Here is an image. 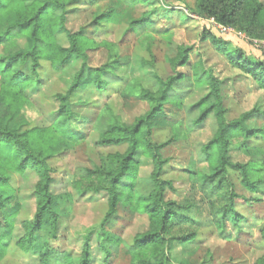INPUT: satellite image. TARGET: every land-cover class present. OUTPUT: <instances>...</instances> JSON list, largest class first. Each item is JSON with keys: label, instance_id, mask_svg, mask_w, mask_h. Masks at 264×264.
I'll list each match as a JSON object with an SVG mask.
<instances>
[{"label": "trees", "instance_id": "obj_1", "mask_svg": "<svg viewBox=\"0 0 264 264\" xmlns=\"http://www.w3.org/2000/svg\"><path fill=\"white\" fill-rule=\"evenodd\" d=\"M152 2L154 0H0V262L13 243L22 253L38 252L39 264H92L90 242L96 235L99 249L111 264L113 255L124 244L111 229L121 208L150 221L148 232L132 246L124 245L131 255V264H171L169 250L177 244L189 247L197 241L196 234L186 228L191 224L185 215L188 208L167 200L168 192H176L174 180L168 177L172 167L162 154L165 145H157L152 140L154 122L165 114V106L182 107L184 94L176 93L189 77L179 72L166 80L157 79L155 89L146 88L138 81L124 83L120 71L129 68L131 61L116 53V44L97 39L123 30V41L128 33L154 27L152 12L139 18L132 15L136 6H152ZM198 10L220 26L248 34H252L258 24L264 27V5L258 0H199ZM86 12L91 14L89 24L71 29L70 22ZM203 39L210 40L218 51L228 56L234 68L264 90V61L248 59L241 52L229 54L226 43L210 32L205 33ZM107 45L111 49L108 61L101 67H92L89 52ZM190 60L189 50L181 49L173 64L185 68L190 66ZM71 69L74 73L65 93L44 94L51 77L66 75ZM192 80L194 88L208 92L188 107L187 117L193 114L196 117L182 137L188 138L209 119L215 121L217 129L211 141L200 149L199 163L205 164L206 169H187L183 174L193 184V189H201L206 200L212 198L209 206L219 229L225 230L228 226L237 229V200L242 196L231 182V171L240 174L241 185L250 193L258 191L262 180L257 179L261 171L258 162L234 164L230 153L236 149L248 153L252 139L264 136V128L249 125L253 118L264 117V112L255 110L228 121L223 94L226 82L198 70ZM117 83L122 84L120 87L127 94L148 102L150 110L132 124L123 122L112 105L105 106L102 116L94 121L77 113L78 94L90 88L105 94ZM35 97L43 98V103L44 97L54 103L56 120L47 127L23 131L14 122ZM88 122L94 124L92 129L98 134V147L117 150L102 154L101 166L82 170L75 176L73 189L79 197L89 194L107 197L103 217L84 236L83 249L75 255L53 248L47 242L50 238L58 239L57 203L62 198L52 192L55 170L51 161L61 155L64 141L78 144L87 140ZM178 131L179 128L175 129L180 137ZM143 159L150 160L153 167L147 179L140 175ZM27 171L39 177L33 193L36 211L32 219H22L17 233L16 221L21 217L22 201L20 190L12 184L11 174L26 177ZM259 232L260 247L264 250V225ZM43 233L48 239H42ZM257 264H264V256Z\"/></svg>", "mask_w": 264, "mask_h": 264}, {"label": "rangeland", "instance_id": "obj_2", "mask_svg": "<svg viewBox=\"0 0 264 264\" xmlns=\"http://www.w3.org/2000/svg\"><path fill=\"white\" fill-rule=\"evenodd\" d=\"M258 1L264 5V0ZM198 2L199 0H154L152 6L138 5L133 10L134 18L152 12L154 27L128 33L123 41H121L123 30L97 39L116 44V53L131 61L129 68L120 71V78L124 83L138 81L146 88L155 89L154 84L157 79L166 80L179 72L189 77L179 86L180 90L176 93L179 96L184 94L182 107L176 104L166 105L165 114L154 122L152 134L155 144L165 145L162 154L170 160L172 167L168 177L174 180L176 192H168L167 200L188 208V211L185 210V215L193 225L188 223L186 228L189 233L193 232L197 236V241L191 246L177 244L168 251L171 254V264H180L182 261L189 264H257L264 256L259 240V229L264 225V136L252 139L248 153L244 149L232 150L230 153L234 164L258 162L261 171L257 179L262 180V183L256 193H250L241 185L240 174L231 171V182L237 194L242 196L237 200L239 225L237 229L228 226L227 229L221 230L209 206L212 198L206 200L201 189H193V184L183 174L187 169H206L205 164L199 163L200 149L213 138L217 129L216 123L209 119L204 126L195 128L188 138L182 135L187 134L190 121L196 117L195 114L187 117L188 107L199 102L208 92L205 89L194 88L192 76L196 70L201 73L206 71L226 82L223 94L228 121L236 120L241 115L255 110L264 112V90L244 72L234 68L228 56L218 51L210 40L203 39L205 33L210 32L218 40L226 43L229 54L236 55L241 52L248 59L264 61L262 37L264 27L258 24L252 34L244 30L223 28L199 13ZM90 21L91 14L86 12L82 16H76L69 27L77 30ZM181 49L189 50L191 59L189 67H175L173 64ZM109 53L111 55L108 45L106 48L101 46L97 51L91 50L90 65L94 68L101 67L108 61ZM73 73L74 69H71L66 75L48 78L44 94L50 96L58 92L65 93ZM120 84H113L105 94H99L91 88L84 94H78L77 113L94 121L102 116L105 106L112 105L123 122L132 124L150 110V105L136 96L127 94ZM44 99L43 103V98L42 101L40 97H35L30 104L25 105L14 124L23 131L52 124L57 117L56 114L53 115L54 103L47 102L45 97ZM40 100L42 104H39ZM249 125L256 129L264 128V117L253 118ZM88 126L87 140L78 144L64 141L61 155L51 161L55 170L52 192L56 197L62 196V198L57 203V212L60 214L58 239L50 238L47 242L53 248L68 250L75 255L80 254L83 249L84 236L93 230L95 223L103 217L104 205L107 202V197L103 194L79 197L73 189L75 176L82 170H94L101 166L102 154L117 150L98 147L96 145L98 134L92 129L94 124L88 122ZM177 128L180 137H177L175 132ZM152 170L150 160L143 159L140 168L141 177L149 178ZM11 178L13 186L20 190L22 201L21 217L16 221V232L19 233L22 219H32L35 214L36 204L33 193L39 177L27 171L26 177L12 173ZM111 229L124 243L113 255L111 264H131V255L124 249V245L132 246L136 239L148 232L150 221L145 216L121 208ZM41 236L43 240L48 239L45 233ZM98 242V237L93 235L90 242L92 264H108L106 255L98 247ZM0 264H39V255L36 251L22 253L12 243Z\"/></svg>", "mask_w": 264, "mask_h": 264}, {"label": "built area", "instance_id": "obj_3", "mask_svg": "<svg viewBox=\"0 0 264 264\" xmlns=\"http://www.w3.org/2000/svg\"><path fill=\"white\" fill-rule=\"evenodd\" d=\"M220 26V25H219ZM221 27H223V26H221ZM223 28H225V27H223ZM227 29V28H226Z\"/></svg>", "mask_w": 264, "mask_h": 264}]
</instances>
